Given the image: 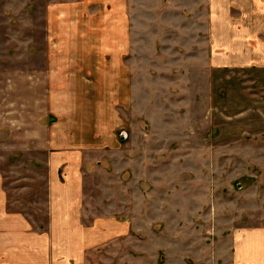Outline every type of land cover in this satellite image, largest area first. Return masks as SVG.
Wrapping results in <instances>:
<instances>
[{
  "label": "crops",
  "instance_id": "1",
  "mask_svg": "<svg viewBox=\"0 0 264 264\" xmlns=\"http://www.w3.org/2000/svg\"><path fill=\"white\" fill-rule=\"evenodd\" d=\"M171 14L181 22L187 17L197 20L192 26L183 21L173 28H157L158 40L164 39L159 44L163 52L161 58L166 59L175 52L177 61L167 59L168 63L171 61L170 66L183 67L184 63L188 64L191 50L205 51L207 47L212 67L264 68V0H54L46 6L44 53L47 57L37 69L38 122L28 127L29 139L22 144L34 146L37 160L48 166L51 196L47 205L50 208L57 209L61 203L60 192L65 189L64 193H71L72 186L75 199L68 202L78 207L82 192L76 190L77 185L82 174L89 173L96 163L110 162L118 154L126 158L131 151L140 155L142 141L135 140L128 151L131 141L128 145L121 141L118 136L121 129H129L136 137L148 135L150 141L160 143V139H155L157 129L149 117L145 126L134 120V114L141 113L145 107L148 110L143 114H150L156 97L162 92L157 89V78L150 79L149 83L153 84L144 89V95L136 86L132 87L134 76L142 74V32L134 19H160ZM164 31L165 34L175 31V37L162 38L160 33ZM193 31L202 39L194 37ZM206 32L211 35L207 42ZM148 34L152 38L153 32ZM193 44L196 47H192ZM144 45L151 48V43ZM158 75L159 79H166L161 72ZM179 76L182 82L188 81L181 71ZM26 92L32 107V89ZM169 94L176 103L168 107L174 114L173 119L184 120L182 109L187 106V91H168L165 96ZM209 112V107L205 111L202 108L201 115ZM170 132L171 129H166L162 139H167L165 135ZM261 152L264 158V143ZM60 169L66 183L60 179ZM134 173H140V169ZM159 174L172 180L160 178ZM177 174L180 186L173 182V175ZM188 176V173H161L159 170L148 175L154 186L150 187L149 196L155 199L157 207L162 204L155 198L159 199L156 191L160 196L162 192L189 195L186 202L177 196L172 197L171 203L166 202L167 206H163L168 207L170 213L163 223L165 229L156 234L150 230L152 242L165 252L164 264H264V222L253 224L244 219L245 215L231 216V209L222 204L220 195L216 201L205 200L204 196L192 198L193 190L197 195L199 191L214 193L215 189L211 190V185L204 188L199 179L197 185L190 186ZM233 177L236 178L237 173H233ZM262 181L244 188V193H259L264 198ZM137 184L140 188V180ZM159 186L167 187L160 191ZM240 203L231 205L237 208ZM140 206L134 203V209L140 210ZM247 209L249 207L243 206V210ZM132 219L126 224L133 226L136 232L140 230L136 229L140 219ZM151 220L154 219L149 220V226L153 224ZM41 222L10 210L5 176L0 169V264H60L62 219H48L49 225L55 228L51 229V234L42 230ZM69 222V225H77L74 219ZM98 231L106 232L103 228ZM71 233L67 234L69 241L72 240L68 248L76 251L77 235L82 238L81 232L74 226ZM100 238L105 240L103 235ZM69 241H64L63 245L67 247ZM132 241L135 246L133 238Z\"/></svg>",
  "mask_w": 264,
  "mask_h": 264
},
{
  "label": "rangeland",
  "instance_id": "2",
  "mask_svg": "<svg viewBox=\"0 0 264 264\" xmlns=\"http://www.w3.org/2000/svg\"><path fill=\"white\" fill-rule=\"evenodd\" d=\"M52 2L54 0H0V169L5 176L10 210L41 220L42 230L47 234L55 229L49 225L48 219H62L59 227L62 243L60 264H164L165 252L152 242L150 230L156 234L165 229L163 223L170 213V209L163 206H167L166 202L171 203L172 197L176 196L186 202L189 195L162 192L160 196L156 191L155 196L159 199L155 198L162 204L157 207L155 199L149 196V189L154 186L148 178L149 173L157 170L161 173H188L190 186L197 185L199 179L204 188L211 185V190L212 187L215 189L214 193L201 194L199 191L197 195L193 190L192 198L204 196L205 200L216 201L220 195L222 204L231 209V216L242 214L249 223H263L264 208L261 207H264V198L259 193L245 194L244 188L264 180V158L261 155L264 143V68L242 65L212 67L207 47L205 51L191 50L188 64L184 63L183 67L170 66L171 61L168 63L167 59L175 58L177 61V58L174 51L166 59L161 58L163 52L159 44L164 39L158 40V29L173 28L183 21L192 26L197 20L187 17L181 22L173 14L160 19H134L142 32V74L134 76L132 87L136 86L144 95V89L153 84L149 83L150 79L157 78V89L162 90L150 109L152 112L143 114L148 110L145 107L141 113L134 114V120L141 126L152 121L157 129L155 139H160L161 144L150 141L148 135L136 137L129 129H121L118 133L121 141L126 145L131 141L128 151H131L135 140L142 141L140 155L131 151L122 158L118 154L110 162L96 163L89 173L84 172L76 189L82 192L78 207L68 202L75 199L74 186L71 193H64L65 189L60 192L61 203L57 209L47 205L51 196L48 193V166L37 160L34 146H26L22 142L29 139L27 132L31 123L37 125L38 122L37 69L42 59L47 57L44 53V13ZM149 31L153 32L152 38ZM174 32L165 34L164 31L160 35L172 38L175 37ZM197 37L202 39L200 35ZM204 37L207 42L211 35L206 32ZM155 39L159 42L156 43ZM143 41L144 44L151 43V48H146ZM192 47H196L195 44ZM180 71L188 81L180 80ZM159 72L165 80L159 79ZM150 73L157 75L150 76ZM30 88L34 96L32 107L28 104L30 99L26 92ZM181 89L186 90L188 96L187 106L182 109L184 120L173 119L174 114L168 107L176 106L175 100L171 94L165 96L168 91ZM208 107L210 112L201 115L202 108L205 111ZM176 109L179 111L180 107ZM166 129L172 132L165 135L167 139H162ZM139 169L140 173H134ZM60 173L61 181L66 183L62 169ZM233 173H237L236 178ZM159 177L163 176L159 174ZM163 178L172 180L165 175ZM173 179L180 186L179 175H173ZM165 187L159 186L158 190L164 191ZM234 202L241 203L236 208L231 205ZM134 203L141 204L140 210L134 209ZM243 206L249 209L243 210ZM133 217L136 221L140 219L136 227L140 230L136 232L133 226L126 224L133 221ZM70 219L77 222L74 226L82 236L77 235L76 251L68 248L72 240L69 241L67 234H72L74 228L69 225ZM150 219L154 220L149 226ZM100 228L106 232L98 231ZM66 240L69 241L67 247L63 245Z\"/></svg>",
  "mask_w": 264,
  "mask_h": 264
}]
</instances>
